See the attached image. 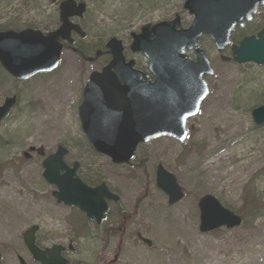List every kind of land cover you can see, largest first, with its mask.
I'll use <instances>...</instances> for the list:
<instances>
[{"label":"rangeland","instance_id":"rangeland-1","mask_svg":"<svg viewBox=\"0 0 264 264\" xmlns=\"http://www.w3.org/2000/svg\"><path fill=\"white\" fill-rule=\"evenodd\" d=\"M184 1L87 0L84 20L93 45L87 53L93 55L112 36L122 37L127 28L173 16L178 8L188 22ZM50 2L0 0V25L19 26L27 13L49 12ZM201 45L214 74L207 77L208 98L187 122L186 141L163 137L143 143L131 165L95 154L80 125V90L74 81L81 70H99L106 58L91 64L65 53L55 72L22 83L0 71V98L18 95L12 114L0 121L2 264H21L19 257L41 264L23 239L33 225L39 227L42 247L76 241L75 252L68 254L70 264H264V125L256 126L251 116L264 103V65L224 61L207 38ZM224 54L231 56L230 48ZM59 144L68 148L69 164L84 163L82 176H100L120 196L104 226L89 224L90 234L81 237L75 238L70 223L75 208L58 203L52 195L56 187L43 177V160ZM158 164L174 173L183 188L184 197L175 204L156 186ZM206 194L240 213L244 224L201 232L198 201ZM249 196L262 207L256 217L245 209Z\"/></svg>","mask_w":264,"mask_h":264},{"label":"water","instance_id":"water-1","mask_svg":"<svg viewBox=\"0 0 264 264\" xmlns=\"http://www.w3.org/2000/svg\"><path fill=\"white\" fill-rule=\"evenodd\" d=\"M264 0H186L184 7L194 15L189 28L179 29L180 17L155 25H147L134 35L131 49L143 52L149 59V68L156 75L152 85L140 84L142 75L126 74L133 69L134 61L125 62L123 45L117 38L108 41L112 59L101 72H93L84 88L83 101L78 113L81 128L94 149L109 156L115 164L129 163L142 142L159 137H172L185 141L188 135L186 123L199 113L202 102L209 94L206 75L214 69L199 39L204 34L214 42L218 52L231 44L235 27L251 21L258 6ZM63 25L43 35L33 29L0 31V63L8 73L18 79H29L40 72L54 70L59 63L63 42L61 36L71 42L72 28L68 17L82 13L84 4L76 9L72 1L61 6ZM153 38H149L148 28ZM195 51L197 61L186 54ZM233 61L238 64L254 62L264 64V29L259 37H245L239 45L231 46ZM100 51L90 61L98 58ZM222 59L231 58L222 55ZM124 82V84H122ZM16 97L7 98L0 106V121L5 118ZM256 125L264 124V104L252 109ZM68 150L59 145L56 152L43 162V176L57 190L53 196L58 202L77 206L98 223L104 218L107 201H117L119 196L110 191L105 183L89 186L77 176L80 164L69 166L65 162ZM157 186L169 196V204L184 197L177 177L162 164L157 166ZM200 231H214L221 227L233 229L242 224V216L226 208L215 196L206 194L200 198ZM38 226L24 232L23 238L35 260L42 264H69L62 256L64 247L54 245L40 248L36 244ZM140 236V235H139ZM141 237V236H140ZM148 245L152 241L142 238ZM1 258V255H0ZM22 264H28L20 257ZM1 264V262H0Z\"/></svg>","mask_w":264,"mask_h":264},{"label":"flooded vegetation","instance_id":"flooded-vegetation-1","mask_svg":"<svg viewBox=\"0 0 264 264\" xmlns=\"http://www.w3.org/2000/svg\"><path fill=\"white\" fill-rule=\"evenodd\" d=\"M50 4L53 6L52 9H49V12H46L45 10L42 11L40 10V12L37 15L31 16L27 13V18L23 19L22 24L19 26H13V28L10 29H14V30H22V29H33L36 31H40L42 34H47L51 31L57 30L61 25H62V9L61 6L64 3V1L66 0H50ZM73 5L75 6V8H78V6L80 4H84V9L81 13V16H70L69 17V21L73 24V25H78L81 29L82 32H77V31H71V37L73 39V43L70 45V47L68 46V43L65 42V46L67 47V49H63V54L61 56V62H63V58L65 53H68L69 57L71 59H77L79 62H87V63H94L96 61L93 62H89L86 60V58H91L93 55H89L87 53L86 48H90L93 50V45L90 41H88V31H87V23L84 20L86 17L87 12L89 11V7H88V3L87 0H71ZM34 10V9H32ZM183 11L188 13L187 10ZM18 14H22V13H18ZM16 14V15H18ZM173 16H170L168 18H163L160 19L156 22H150V21H145L142 25H140L136 30L132 29L129 30V28L125 29L126 32L122 37H118L119 39H121L123 46H124V57H125V61L126 63L130 60L134 61V65L133 67L135 68V70H137L138 72L135 71H127L125 72L126 74H138L140 73L141 75H143V79L142 81H140V84H146V85H151L152 83H154L156 81V75L149 70V61L148 59L143 55V53L141 52H133L131 50V42L133 40L134 37V33H140L142 27L145 24H154L157 22H161V21H166V20H172L174 19L176 16H180L181 17V23L182 26L181 27H188L192 21H193V17L190 15L191 19L187 22L185 21V17H184V13L181 12V10L176 9L173 13ZM189 14V13H188ZM18 18H21L20 16ZM94 28V24L92 23L91 26H89V29ZM246 28V31L241 32L242 29ZM264 29V5H260L257 9V12L254 13L253 18L251 21H244L243 25L236 27L233 30L232 33V42H236V43H240L241 40L247 36H255L258 37L259 36V32L262 31ZM149 33H150V29H149ZM240 33V34H239ZM113 37V36H112ZM151 37V36H150ZM111 38V37H110ZM152 38V37H151ZM203 38V37H202ZM201 38V39H202ZM91 39H93V36H91ZM98 50V49H96ZM96 50L94 51V54L96 53ZM102 51L101 56L99 57L98 60H100L101 58H106L104 61L103 66H105L106 64L109 63V61L111 60V54L109 53L107 47L104 46L101 47L100 49ZM66 57V56H65ZM189 58L193 61H196V55L194 52H189ZM102 66V68H103ZM0 71L4 72L6 76H9V74L5 71V69L1 66L0 64ZM93 72V71H92ZM91 71H87V70H81L79 72V75L76 77V80L74 82L77 83V85H79V90H80V103L82 102L83 99V91H84V87L86 85V83L88 82V79L92 73ZM40 74H50V73H40ZM39 75V74H37ZM14 80L18 81V82H26L29 81L28 80H19V79H15ZM124 84V82H122ZM11 96H16L18 98V95L14 94V95H6L2 98H0V105H3L8 97ZM16 104V103H15ZM15 105H13V107L10 109V111L8 112L7 117H9L12 114L13 109ZM114 191V190H112ZM120 200L113 202V201H109L108 203V211L106 213V217L103 220V222L97 223L95 219H90L87 218L86 215V221L88 224L92 225L93 228H102L104 226V223L106 222V218L108 216V212L111 208L112 205H116L118 204ZM78 209L75 208V212L73 213L74 215H78V218L84 219L83 214L82 217L80 215V213H78ZM74 220H77L78 218L72 217ZM74 225V226H73ZM72 228H73V234L76 237H81L84 236L86 234H90V229L88 225L85 224H73ZM92 228V227H91ZM38 232V231H37ZM36 240H37V233H36ZM72 241V243H70ZM75 242L74 240H72L70 238L69 243L67 245H65L64 243H62L63 246H65V250L63 251V256L68 257V254H70L71 252L75 251ZM38 244V243H37Z\"/></svg>","mask_w":264,"mask_h":264},{"label":"trees","instance_id":"trees-1","mask_svg":"<svg viewBox=\"0 0 264 264\" xmlns=\"http://www.w3.org/2000/svg\"><path fill=\"white\" fill-rule=\"evenodd\" d=\"M1 28H2V27L0 26V29H1ZM89 147L93 150V148H92V146H91L90 144H89ZM93 152L96 154V152H95L94 150H93ZM83 165H84V163L81 162V166H83ZM89 171H92V170L90 169ZM81 177H82V179H83L85 182H87V183H89V184H99V183L103 182V179L100 178V176H98V175H94V176H81ZM261 208H262V207H261V205L258 203L257 198H255V197H251V196H249V197L247 198V200H246V204H245V209H246L247 212L252 213L253 216L256 217V216H257L256 212L259 211ZM244 216H245V218L247 217L245 214H244ZM108 234H110V233L107 232L106 236H107Z\"/></svg>","mask_w":264,"mask_h":264},{"label":"bare ground","instance_id":"bare-ground-1","mask_svg":"<svg viewBox=\"0 0 264 264\" xmlns=\"http://www.w3.org/2000/svg\"><path fill=\"white\" fill-rule=\"evenodd\" d=\"M14 200H16V198L14 199ZM1 202H2V200H0ZM18 202V201H17Z\"/></svg>","mask_w":264,"mask_h":264}]
</instances>
